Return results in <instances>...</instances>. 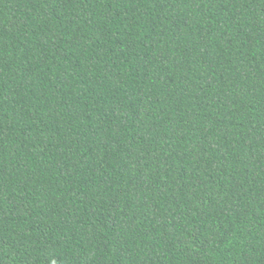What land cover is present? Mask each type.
Instances as JSON below:
<instances>
[{
  "label": "trees",
  "instance_id": "obj_1",
  "mask_svg": "<svg viewBox=\"0 0 264 264\" xmlns=\"http://www.w3.org/2000/svg\"><path fill=\"white\" fill-rule=\"evenodd\" d=\"M0 264H264V0H0Z\"/></svg>",
  "mask_w": 264,
  "mask_h": 264
}]
</instances>
